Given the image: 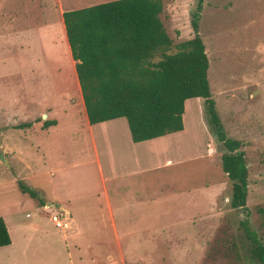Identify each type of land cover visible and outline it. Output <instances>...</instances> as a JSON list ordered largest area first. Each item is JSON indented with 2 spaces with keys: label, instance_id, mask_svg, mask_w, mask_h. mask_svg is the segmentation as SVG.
<instances>
[{
  "label": "rangeland",
  "instance_id": "1",
  "mask_svg": "<svg viewBox=\"0 0 264 264\" xmlns=\"http://www.w3.org/2000/svg\"><path fill=\"white\" fill-rule=\"evenodd\" d=\"M17 2L7 0V18L15 16L12 13H20L22 2L19 1V5ZM161 2L160 19L173 51L176 43L193 34L190 18L196 0ZM22 19L16 20L18 25L27 22V19ZM197 25L207 56L206 77L217 116L226 136L242 143L247 171L245 206L248 213L229 205L231 183L219 166L223 150L221 144L211 135L213 148L209 152L211 155L206 154L204 141L209 130L205 121H202L206 131L203 133L192 127V119L186 120L190 127L189 152L196 153V156L143 175L150 179L153 196L155 190H158V195L145 203L150 205V209L145 208V213L142 206L136 205L135 211H131V206L127 207L125 212L129 213L130 223L117 225L122 232L119 234L128 232L120 239L123 255H126L120 258L122 264H259L251 257L252 241L248 232L254 231L264 245V112L253 86L256 79H264V0H202ZM47 32H35L36 45L32 57L38 58V64H33L32 59L19 64L13 57L8 58L4 66L0 64V95H3L0 101L3 102L6 95L14 97L34 115L39 114L40 109L45 113L52 106H57L56 114H62L60 110L64 104L80 109L75 92L62 90L61 77L70 71L69 59L62 45L50 46L49 40L53 36ZM37 36L41 37L39 42ZM261 46L262 54L259 55L257 47ZM4 51L15 54L8 47ZM31 70L44 74L35 76ZM76 112L72 107L68 116L61 115V127L56 133H23L22 127H5L10 118L0 120L1 212L16 217L30 211L17 185L19 179L15 181V173L16 176L24 175L27 168L39 167L40 152L32 151V147L40 144L48 149L51 142L58 140L66 147L64 155H69L71 149L78 151L80 148L82 155L89 154L90 151L85 150L86 141L81 145L79 140L76 143L71 140V135L85 137L87 134L80 123H83V112ZM203 115L205 119L206 114ZM6 146L19 152V160L17 157L5 158L1 148ZM20 181L26 186V180ZM40 196L41 193L34 197L39 199ZM45 210L49 213L54 208ZM193 214L199 219L189 220ZM243 220L245 227L241 223ZM148 225L152 234L139 232ZM12 236L13 245L0 248V264H22L21 257L17 263L16 237L14 233ZM112 257L118 258L115 252ZM31 258L35 264H41L45 257L37 254L28 257Z\"/></svg>",
  "mask_w": 264,
  "mask_h": 264
},
{
  "label": "crops",
  "instance_id": "2",
  "mask_svg": "<svg viewBox=\"0 0 264 264\" xmlns=\"http://www.w3.org/2000/svg\"><path fill=\"white\" fill-rule=\"evenodd\" d=\"M19 1L22 2L20 13L19 11L12 13L11 15L15 16L7 18L8 12L5 10L7 0H0V52H3L0 54V64L4 66L9 61L8 58L12 57L19 64L27 59H32L33 64H38V58L32 57L36 45L35 32L48 31L49 36H53L49 40L50 46L62 45L64 54L69 59L70 71L61 77L62 90L75 92L81 111L76 110L75 105L64 104L60 110L63 111L62 114H56L57 106H52L46 109L45 113L40 109L39 114L34 115L33 111L22 104L23 102L19 104L14 97L6 95L5 100L0 101V120L10 118L11 121L5 126L7 129H19L20 127H15L17 124L28 123L21 128L23 133H56L61 127L59 118L61 115L68 116V112H71L73 107L79 114L83 112V123L82 121L80 123L87 134L85 137L71 135V140L74 143L79 140L81 145L86 141L85 150L90 152L82 155L81 148L78 151L71 149L72 154L70 152L69 155H64L66 147L58 143V140L56 143L51 142L48 149L40 144L32 147V151L40 152L39 167L27 168L28 171L24 175L16 176L15 173L16 179L13 178L15 181L26 180L25 185L36 191V194L41 193L42 196L36 199L20 191L30 211L16 217L0 211V217L10 239L9 243L3 246L13 245L14 233L17 263L18 257H21L22 264H35L34 260L28 257L37 254H43L45 257L41 264H122L120 258L126 255H123L120 239L128 232L119 234L122 232L117 229V225L121 222L130 223L127 218L129 213L125 212L127 207L131 206V211H135L136 205L142 206V211L145 213L150 207L145 203L157 197L158 190H155L153 196L149 185L150 179L143 177L146 172L196 156V153L189 152L191 147L187 142L190 127L186 120L192 119V127L195 126L199 132H206L202 122L205 121L203 101H201L203 99L192 97L183 101L181 130L137 142L131 140L124 117L89 124L61 14L65 10L109 0H18V5ZM20 18L27 19V22L18 25L16 20ZM40 38L37 36L38 42ZM5 47L15 51V54L4 51ZM257 49L260 50L259 55H261L262 46ZM32 74L42 76L44 73L37 70V72L32 71ZM253 86L263 113L264 79H256ZM31 112L33 113L30 114ZM42 113L44 117H40ZM44 120H49L51 123L43 126ZM205 124L208 127L206 121ZM204 142L205 153L210 154L213 148L210 131L209 134L205 133ZM1 149L6 159L17 157L19 160L18 151L7 146ZM39 201H43V205H40ZM47 207H53L54 210L48 213L45 210ZM52 216L58 217L64 225L55 226ZM194 219L199 218H195L194 214L189 216V220L194 221ZM150 228L151 226L148 225L139 232L151 233ZM164 229L166 230V227ZM114 252L117 259L112 257Z\"/></svg>",
  "mask_w": 264,
  "mask_h": 264
},
{
  "label": "trees",
  "instance_id": "3",
  "mask_svg": "<svg viewBox=\"0 0 264 264\" xmlns=\"http://www.w3.org/2000/svg\"><path fill=\"white\" fill-rule=\"evenodd\" d=\"M201 2L196 0L191 14L192 36L176 43L173 51L160 19L161 0H110L65 10L61 16L87 122L124 117L131 140L137 142L181 130L183 101L201 97L209 131L223 149L219 166L231 183L229 205L248 213L242 143L226 136L209 92L207 56L197 33ZM17 185L35 196L20 180ZM241 223L245 227V220ZM248 235L251 257L264 264V245L254 231ZM9 241L0 217V246Z\"/></svg>",
  "mask_w": 264,
  "mask_h": 264
},
{
  "label": "built area",
  "instance_id": "4",
  "mask_svg": "<svg viewBox=\"0 0 264 264\" xmlns=\"http://www.w3.org/2000/svg\"><path fill=\"white\" fill-rule=\"evenodd\" d=\"M51 219L53 220L55 226H63L64 224L60 221V219L56 216H52Z\"/></svg>",
  "mask_w": 264,
  "mask_h": 264
},
{
  "label": "water",
  "instance_id": "5",
  "mask_svg": "<svg viewBox=\"0 0 264 264\" xmlns=\"http://www.w3.org/2000/svg\"><path fill=\"white\" fill-rule=\"evenodd\" d=\"M42 117H44V115H42ZM49 204V203H48Z\"/></svg>",
  "mask_w": 264,
  "mask_h": 264
}]
</instances>
